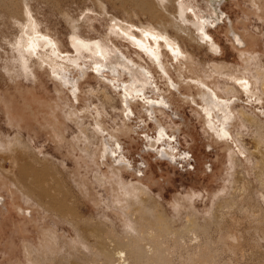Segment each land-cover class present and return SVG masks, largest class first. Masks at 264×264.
<instances>
[{
	"label": "rangeland",
	"instance_id": "rangeland-1",
	"mask_svg": "<svg viewBox=\"0 0 264 264\" xmlns=\"http://www.w3.org/2000/svg\"><path fill=\"white\" fill-rule=\"evenodd\" d=\"M190 1L195 5L192 6L195 14L208 8L203 0ZM115 2L7 0V6L0 5V165L6 169L9 167L7 157L19 158L14 183L7 186L18 195L20 204L16 207L23 208L21 212L15 204H9V191L0 184V194L6 199V204H0V264H28L22 244L37 247L39 253L42 249L41 231L44 229L60 237L59 243L62 240L69 242L59 254L53 253L50 261L46 256L42 257L47 260L38 258L37 261L42 264H71L75 260L77 264H109L101 251L122 246L119 244L121 236L130 233L125 238L130 241L135 230L139 242L145 243V246L151 247L154 237L160 240L158 242L162 241L163 248H166V264H196L195 261L200 259H206L210 264H264V187L259 183V173L264 169V94L260 101L253 99L248 106L260 121L245 120L243 126L231 128L242 134L245 148L234 156L230 166L226 150L216 144L209 146L212 143L210 132L205 131L203 121L194 111L200 109L202 102L196 96V88L185 84L188 80L191 82L192 71H184L183 66L181 69L173 59L169 60L171 52L161 41V53L166 52L161 59L165 61L170 78L176 83L182 82L179 89L174 88L170 81L159 75V67L132 43L131 36L138 40L145 34L141 28L148 25V13H155V4L141 10ZM221 4L238 30L246 24V30L249 28L248 31L259 36L264 65V14L259 13L256 6L263 7L264 0H224ZM174 7V4L168 6L170 9ZM124 10L130 13L129 17L125 16ZM67 17L76 23L77 44L78 41L84 42L76 44L77 53L70 38ZM112 19L119 21L131 36L126 35L127 31L121 33L125 37L110 31ZM184 19L192 22L188 28L194 31L195 19L190 12L185 14ZM221 21L208 28L221 47L220 52L212 54L204 46L197 48L193 42L192 45L184 43V47L196 55L194 67L199 74H203L201 68L206 71L208 68L209 72L210 57L219 58L217 61L222 60L231 67L243 65L230 34L224 31L228 21L225 18ZM28 22L32 26L23 31L22 27ZM163 30L178 38L184 36L167 26ZM30 41L37 42L32 54L23 52L31 49L28 47ZM54 42H58L60 55L52 56L45 68L38 70L39 79L32 91L33 96H43L42 110L37 114L45 112V118L41 116L31 130H22L20 142L15 136L17 122L8 116L4 94L11 89L22 65L31 66L35 54L47 50L45 43L49 46ZM101 48L107 49L108 60L115 62L117 51H121L127 62H132V66L129 63L128 66H136L131 78L139 80L136 84H145L143 98L163 96L168 99L169 106L154 110L152 115L164 128L167 136L164 140L171 142L175 149L173 160L159 157L154 150L145 148L147 141L156 137L158 126L152 120L153 116L143 110L140 98H136V102L131 100V113L125 117L127 110L122 113L118 96L121 86L104 85L109 98L100 91L99 87L103 84L97 80L93 62ZM123 58L120 56L118 59ZM143 68L150 71L152 80L147 81ZM72 69H77L73 72L78 78L77 103L66 88H60L56 75L62 70L67 72ZM105 72L109 79L111 74ZM129 76V72H124L122 81H128ZM108 79L106 82L110 81ZM58 88L62 89L59 94L56 93ZM220 94L225 98V94ZM191 97L198 104L192 102ZM239 97L237 107L241 103L250 104L244 95ZM73 111L77 122L66 115ZM53 115L58 118L56 122ZM117 126L121 129L116 134L120 145L118 151L123 152L135 167L141 160L146 161L140 177L120 170L119 179L116 162L101 154L106 137L109 133L115 135L114 128ZM164 140L155 146H166ZM186 151L189 153L185 156ZM33 161L38 168L45 165L41 175L29 172L28 167ZM23 165L25 171L19 173L18 167ZM7 175L3 171V180L8 183ZM135 179L149 187L147 195H142L138 186L132 183ZM28 187L30 189L26 190ZM42 188L46 192H42ZM240 194H243V199L236 201ZM38 204L61 205L58 210L62 213L56 214L51 209L47 211ZM66 205L71 210L64 209ZM153 215L158 219H154ZM69 219L77 222L73 225ZM185 226L194 228L196 238ZM148 230L155 234L146 236ZM228 231L234 233V237H226L225 232ZM104 234H109L112 236L109 240H113L106 241ZM148 256L147 253L145 259ZM123 258L124 264H133L128 251ZM147 261L142 260L139 264H161Z\"/></svg>",
	"mask_w": 264,
	"mask_h": 264
},
{
	"label": "bare ground",
	"instance_id": "bare-ground-1",
	"mask_svg": "<svg viewBox=\"0 0 264 264\" xmlns=\"http://www.w3.org/2000/svg\"><path fill=\"white\" fill-rule=\"evenodd\" d=\"M116 1L117 2L115 3L118 5L134 6V7H138L141 10L149 9L152 7L153 4H155V6L157 7L155 13H148V18H149L148 25L145 28H141L143 34L145 33L143 37L137 40L136 38H134V36L130 35L127 29L122 28V25L120 24L119 21L113 19H112L110 31H112L115 34H120L122 37L124 36L123 34H121L122 31H127L126 35L131 36L132 43L137 45V47L141 52L145 53V56L149 59L151 63H154L156 66L159 67V71H161V74L159 75L166 78V80L170 81V85L174 88L179 89L178 86L180 85V83L182 84V82L176 83L174 82V80L170 78L166 69L165 61H163L164 59H161V56H164L166 54V52L161 53L160 46L162 45V43L171 52V57L169 58L167 56L165 57H167L169 60L173 59L175 63L178 65L177 67L181 68V66H183L184 71L185 70L192 71L194 76L190 77L191 82H188L189 81L188 80L185 83L184 81L186 79L181 81L187 84L188 87L190 88L192 86L196 88L197 91L196 96L199 97V100L202 103L200 105V109H194V111L197 112V114L200 116L201 120L203 121L205 131L210 132L212 143H210L209 146L216 144L220 147V149L222 148L223 150H226V154L228 156V162L231 166V163L234 160V156L240 153L241 152L240 150H243L245 148L241 140L242 134L237 129L231 130V128L243 126L245 120L252 122L260 121V119L255 117V112L252 110V108L248 107L251 106L253 99H257L260 101L261 97L264 94V65L261 62V56L263 52H261L262 50L261 51L259 50L260 48L258 42L260 41L259 36L255 32L248 31L249 28L248 30H246L247 28L246 24H245L246 28L245 26L240 27L242 28L241 31L240 28L238 30L235 27V25H233V22L230 19V17L221 8L222 6L221 3L224 0H203L208 8L206 7L207 9H205L204 11L200 10L198 14H195V12L193 11L192 6L194 4L190 0H116ZM194 1L197 2V0ZM171 4L172 5L174 4L176 7H174V9L168 8V6ZM0 5L7 6L8 5L7 0H0ZM256 6L258 8L257 11L259 13L264 14V6L262 7L259 4ZM189 8L190 11H188ZM188 12H190V14L193 16V19H195V22L193 23L194 31H190L188 28V25L192 24V22H188V20L184 19L185 14ZM123 13L125 14V16L128 17L130 16V13L126 10H124ZM224 18L228 21L227 25L224 26L225 28L224 31L230 34V37L232 39V45L235 46L236 49L235 52H237L238 58L241 60V63L243 65L231 67L224 64V61L222 60L217 61L219 60V58L210 57L212 61L208 63L209 72H207L208 68L207 71L205 68L204 69L201 68L203 74H199L198 73L199 70L197 72V70L194 67V65L197 63V59L195 58L196 55L192 51L187 50L184 47V43L186 42L189 45H192L191 42H193V44L196 45L197 48H201L202 46H204L205 48L209 49L212 52V54L217 53V51L220 52L221 47L216 42L212 34L208 32V28L210 26L212 27V25L214 24H217L221 20L223 21ZM259 18L262 19L261 17ZM262 20L264 21V19ZM66 22L71 28L70 38L77 53L78 51L77 45L78 44L81 45L82 43L84 44V42L78 41L77 44L78 39H77L76 23L69 17H67ZM30 26H32L30 22L25 24V26L22 27L23 31H27L30 28ZM164 26H167L171 29L173 28L174 31L181 32L184 36L178 38L177 35L169 34L163 30ZM125 27L129 28V25H126ZM151 42H153V45ZM28 45H29L28 47H31V49L30 48H28L27 50L22 49L23 52L24 51L29 52L30 54L35 53V46L37 45V42L30 41ZM45 46L47 50L42 53L41 52L38 54L36 53L35 61L31 66L22 65V69L19 71V75H17L16 79L12 83L11 86L12 90L10 89L8 92L4 94V104L9 108L8 116L10 119L17 122L18 129H16L17 131L15 132V136L17 137L18 140H20V142H22V136H21L22 130H26V131L31 130L36 124H38V122L41 119V116L42 118H45V114H43L45 112H43L41 115L37 114L42 110L41 101L43 99V96L42 95L33 96L32 91L35 90L34 85L36 82H38L39 79L38 70L44 69L45 64L51 61L50 59L52 56H56L57 54L60 55L58 42L50 43L49 46L47 45V43H45ZM98 54L99 55L97 59H95L96 61H94L93 63L95 65L94 66L95 72L97 73L98 76L97 80L99 82H102L103 84V87H99V89L106 98H109L110 96L109 92L104 87V85L111 83L112 85H115L116 88H118L119 85L121 86L122 90L118 91V96L123 107L122 113L125 112V110H127V113L124 114L125 117H128V114L131 113L130 102H133L131 100L135 101L137 100L136 98H140V100L142 101L143 110H145L151 115L154 110H160L163 109L162 107L169 106L168 99L163 96H159L157 99H153L149 97L143 98V95L146 93V86L144 83L136 84L137 82H139V80H135L131 78L132 72H134V68H136V66L129 67L128 63L130 66H132V62L131 61L127 62L126 56L121 51H117L118 56H116L117 60L115 62L107 59L108 58L107 49L105 48H101ZM120 56H123L124 58L122 60H119L118 58ZM197 66L199 67V65ZM80 71L84 73L83 69H80ZM105 71H107L108 74H111V77L109 79L107 78V74ZM144 71L145 74L147 75V81L152 80L150 71H147L146 69H144ZM179 71L182 72L180 69ZM73 72H77V69L76 70L72 69L67 72H65V70H62L58 72L56 75L58 76V82L60 88H66L68 93L73 95L77 103L78 78L77 75L76 74L74 75ZM124 72L130 73L128 81L125 82L122 81L121 79V76L122 74H124ZM107 79L110 81L106 82ZM150 84H152V81L150 82ZM151 88L152 89L154 88V84L153 87ZM61 90L62 89L59 88L56 89V93L59 94L60 92H62ZM220 93L225 94L224 95L225 98H223ZM240 95H244L245 98L248 99L250 104L241 103L242 105L240 107H237L236 104L237 101L240 99L239 97ZM190 100L198 104L192 97L190 98ZM246 109L251 111L247 112ZM75 114L76 113L73 111V112H68V114L66 115L67 117L72 119L73 122H77V116H75ZM53 119L56 122L58 118L56 115H53ZM152 120L157 123L158 132L155 138L149 139V141H147L148 143L146 142L147 144H145L146 146L145 148L154 150V152H156L159 157H166L173 160L176 155L174 153L175 149L173 148L172 145H170L171 142L169 143L168 141L164 140V138L167 137L164 132V128L160 126L155 116L152 117ZM114 130H115V135L109 133V135L106 137L107 141L103 145L104 148L101 151L102 156L109 159L111 158L114 162H116L115 164L117 166L116 175L119 177V179L121 178L120 170H124L125 172H127V174H133L137 177H140V175L144 172V167H146L147 165L146 161L143 159L136 167L133 166L128 161V159L123 155V152L118 151V147L120 145L117 141L116 134L117 131H121L120 127L117 126L114 128ZM101 134L104 135L105 131H101ZM162 140H164L163 144H166L167 147L164 145L161 146L160 148L155 146L156 144H158V142ZM1 144L2 142L0 141V145ZM107 144L109 145L106 146ZM187 151L185 152V154L183 153L185 156L186 154L189 153V152L187 153ZM180 155L182 154H178V156ZM6 160L9 163V167L3 169L0 165V177H1L0 184L2 186H5L4 188H6V190L9 191V196H10L9 204H15L16 207V204H20L18 195L14 192V190H12L7 185L8 184L11 185L12 183H14V180L17 175V174L15 175L16 173L15 166L18 165L19 158L7 157ZM44 167L45 165L43 164L42 168H38L35 165V161H33L32 165H30L28 169H30L29 172H31L32 174L41 175L45 170ZM206 167H209L211 169L210 165H207ZM3 171L7 172L8 174L7 175L9 178L8 183L5 180H3ZM24 171H25L24 165L18 167L19 173H24ZM132 183H135L138 186V190L142 195H147L150 192L149 187L146 184H144L141 180L135 179V181ZM259 183L260 185H262V187H264V169H262L261 172L259 173ZM120 186H122V184ZM28 189L30 188L28 187L26 190ZM41 191L46 192V189L42 188ZM235 199L236 201L238 199L240 200L243 199V194L238 195ZM5 201H6L5 197L2 194H0V204H6ZM58 204L61 203L58 202ZM38 206H40V208L43 207L47 211L51 209L55 211L56 214L62 213V211L58 210L60 209L61 205L38 204ZM16 208L21 212L23 211V208L21 206ZM64 209L71 210V207L66 205ZM64 215L67 216V214ZM153 218L158 219L156 215H153ZM71 220L69 219L70 222ZM138 220L140 221L141 218H138ZM76 222L77 220L75 219L72 220L73 225ZM184 228H188V232L190 231L193 234V237L196 238V233L194 231V228H191L189 226H185ZM137 233L138 232L136 230L131 233L134 235L131 237L130 241L125 239L126 236L129 237L130 233L129 234L125 233L124 237L121 236L119 241V244H123L122 246L101 251L102 255L106 259H108V263L124 264L125 260L123 257L125 256L126 251H128V253L130 254L133 260V264H139L142 260L145 261L148 260L147 262H151V263L160 262L161 264H166V260L164 259V257L166 256V251H165L166 248L165 247L163 248L162 241L158 242L160 240L157 237H154L153 243L151 244L152 246L151 247L145 246L144 245L145 243L139 242L140 238L139 236H136ZM152 233L155 234L152 230H148V235L146 236L149 237V235ZM225 236L226 237L230 236V238H232L234 237V233L228 231L225 232ZM41 237H42L41 238L42 249L40 250L39 253L37 247H34L28 243L22 244V249L24 256L26 258V263L42 264L39 261H37L38 258H43L42 256H46V258H49L48 260L50 261L51 260L50 258H52V254L55 253L57 255L58 252L60 253L63 247L69 242V240H62L59 243L60 237L54 235L52 232H50L47 229L41 231ZM109 237L112 236H109V234L103 235V239H106V241L113 240V239L109 240ZM147 253L149 254V256L148 259H145ZM46 258L43 259L47 260ZM184 261L182 262L184 263ZM195 263L210 264L206 259L196 260ZM71 264H77V260H75Z\"/></svg>",
	"mask_w": 264,
	"mask_h": 264
}]
</instances>
